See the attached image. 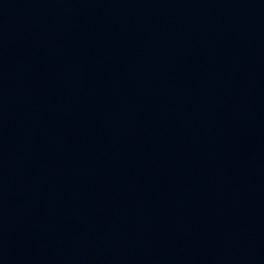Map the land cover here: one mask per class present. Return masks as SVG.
<instances>
[{"label":"water","instance_id":"obj_1","mask_svg":"<svg viewBox=\"0 0 264 264\" xmlns=\"http://www.w3.org/2000/svg\"><path fill=\"white\" fill-rule=\"evenodd\" d=\"M0 264H264V0H0Z\"/></svg>","mask_w":264,"mask_h":264}]
</instances>
